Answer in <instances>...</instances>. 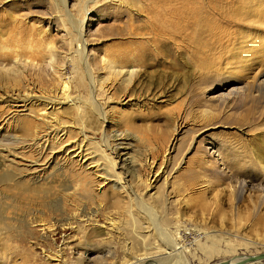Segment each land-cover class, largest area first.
<instances>
[{"label": "rangeland", "instance_id": "obj_1", "mask_svg": "<svg viewBox=\"0 0 264 264\" xmlns=\"http://www.w3.org/2000/svg\"><path fill=\"white\" fill-rule=\"evenodd\" d=\"M56 1L0 0V60L17 50L38 60L20 42L43 46L50 41L60 47L58 15L59 23H66L75 37L66 9ZM66 1L72 16L84 20L89 54L98 60H127L140 68L133 85L112 88L111 100L97 96L106 123L87 106L88 140L101 149V140L108 135L109 146L125 148L126 158L134 156L139 162L145 156L147 162L162 164V170L156 178L149 176L154 180L149 184L147 168H139L138 181L147 189L137 186V178L121 173L127 194L119 196L117 188L112 191L104 185L102 196L79 203L80 211L64 209V199L59 200L60 208L48 209L51 205L41 204L27 175L0 183V264H128L144 253L162 262L170 256L154 248H170L172 240L182 246L187 264H210L264 251V33L245 30L249 40H238L244 44L231 39L242 27L256 24V19L243 18L248 21L240 23L234 18L236 10L245 9L251 0L193 1L195 6L211 2L209 10L214 11L208 10L207 20L209 27H215L209 32L216 36L212 40L210 34L196 35L189 24L178 20L174 27L164 25L173 19L158 9L162 5L180 8L179 0H92L86 15L83 6L89 0ZM223 32L227 37L220 36ZM79 44L72 43L63 73L86 101V87L76 73L79 62L74 52ZM7 86L0 83V143L5 145L12 137L30 140L22 130L24 120L39 122L16 115L4 104L12 92ZM198 128L200 134L195 133ZM121 138H127L124 147H117ZM18 150L16 155L22 153L14 159L31 156L28 150ZM16 162L19 168L22 161ZM5 174L0 172V177ZM55 174L51 170L43 176L58 188L66 177ZM136 196L142 197L143 205ZM131 199L139 229L127 224L125 209ZM39 220L51 229L41 232ZM159 220L166 223L161 225ZM248 264H264V259Z\"/></svg>", "mask_w": 264, "mask_h": 264}, {"label": "bare ground", "instance_id": "obj_2", "mask_svg": "<svg viewBox=\"0 0 264 264\" xmlns=\"http://www.w3.org/2000/svg\"><path fill=\"white\" fill-rule=\"evenodd\" d=\"M59 1V3L57 1L56 3L57 5H61L66 9V12L64 11L65 17L67 18V22L71 26V29L74 30L75 37H72L69 34L68 29L65 27L66 23H59L61 16L58 15V23H56L58 25H56V28H60V47L58 46L57 48L53 46L50 41L45 43L43 46L37 44H35L34 46L30 44L24 46L20 42V46H22L23 49L28 50L31 55H38V60H35L34 58L29 59L30 57L28 58L23 55V53H21L22 50L20 52L19 50L13 51L12 53H10L11 55L9 57L5 55L4 57H6L7 60H0V83L3 82L4 84H7L12 90V92L5 98L4 104L14 109L16 115H22L21 117L24 118L27 117L25 119L31 117L40 122L32 124V122H30L31 119H29L30 121H25L23 118L24 123L22 124V130H25V132L30 135V140L25 141L22 139L20 141L15 137L14 139H12V137L10 142L7 140L9 143H7L6 145L4 143H0V172L7 173L0 177V183H5L10 180L12 181L13 178L18 179L20 177L22 179L24 178V175H27L29 177L27 178L29 182L31 181L32 184L35 185L33 186L35 187L34 192L38 199L42 202L41 204H46V206L47 204H50L51 206L50 208L48 207V209L54 210V207L60 206L59 200L64 199L66 200V203H64V209L72 211L75 209L79 210V203H81L84 199H91V197L96 198L102 196L103 194L101 193L100 189L104 185H109L110 187H108L112 191L113 187H115V189L117 188L118 191H115L118 192V195L120 192H123V194H127V185L123 181L124 178L121 179V173H124L126 176H130L132 178H137V186L147 189V184L142 181H138L140 180L137 177L139 168L143 166L147 168L148 179L145 182L151 184L154 182V180L152 182L150 178H152L153 175L155 176V178L157 177L159 171L162 170V164H157L155 160L147 162V158H145V156L142 157V160L139 162L134 156L133 158H126V154H122L125 151V148H122L123 150H118L113 149V147L109 146L106 140V137L108 135H105L104 138L102 137L103 140H101V149H95L92 147L93 143L90 139L88 140V136L84 132L85 119L89 117L87 106L91 108V112L95 113V115L93 114V116L97 117L100 121H102V123H104L105 121L107 122L106 111H104L103 106H101V104L99 103L97 96L102 94L104 96H107V99L111 100L112 98H110L109 95L115 87L124 86L127 88L135 83L134 81L138 77V71L140 68L132 63L130 64L127 60H108L106 58L104 59V57H102L103 59L101 58L98 60L96 57L89 54V52H87L88 42L86 41V35L84 32V20H78L72 16L70 10L66 8V0ZM90 1L92 0L87 1V3H85L83 6L85 15L89 12L88 3ZM169 1L170 0H168V2ZM193 1L194 0H179V4L177 7L180 6V8H176L174 10H172L173 7H171V9L163 8L162 5V7L158 10L164 11V16H166L167 14L168 18L173 19L172 23L164 22V25L166 27H174L176 21L178 20L180 23H182V25L189 24L190 28H193L196 31V35L203 36V34L205 35V33L210 34L213 29H215V27L212 29V27L208 26L207 20L209 18L208 13L210 12H208V10L211 8V6H209L211 5V2L206 3V5H204V3L202 6L198 5V7L195 6L197 5V3L194 4ZM248 9H250V11H247ZM160 14L162 15V13ZM218 14L220 13L218 12ZM220 15L222 16V14ZM234 18L237 20V22L242 21L243 18H248L249 20L251 18L252 20L256 19V24L254 23L255 20L253 22L255 24L254 26H251L250 28L239 27L242 30L237 29L238 31H236L234 34L232 33L233 35L231 36V39H234L235 42L241 43L239 41L244 42L249 40L248 35L250 34L247 35L246 32L248 31L245 32V30L248 29L259 32V36H261V34L264 33V0L248 1V5H246L245 9L238 8L236 10ZM221 35L227 37L225 32L220 34V36ZM214 36L215 35L210 34V39L212 40ZM262 38L264 39L263 35ZM221 39L223 38H220V40ZM214 40L216 41V38ZM74 41L80 43L78 51H75L74 54L77 55V61L79 62V68H76L79 70V72L76 71L77 76L80 75V82L84 87H86L87 90L88 98L86 101L80 95V89L77 87V85H74V82L70 78H66L65 74L63 73L65 64L72 56V54L70 53V47ZM235 48L236 47H234L233 49ZM79 77H76L75 81H79ZM104 103L106 104V102ZM112 109L113 107L110 110L112 111ZM201 130L202 128H198L195 133H199ZM116 137L121 136L115 135L113 138ZM126 139L121 138L120 143L115 145L117 147H124V144L122 143ZM115 145L114 147H116ZM18 149L23 150V152L28 150L29 152H31L29 153L31 156L29 155L30 157L28 158L24 157L26 159H14V157H17L19 153H22ZM16 150L20 151L19 153H17V155L15 153ZM27 152L25 153L27 154ZM111 155H113V157H111ZM16 160L22 161V164L20 162L21 166H19V168V162L17 161V165ZM258 164L260 169H262V165L264 164ZM253 166L254 164L251 163L250 167ZM7 168H9L10 170L5 171ZM117 168H119L120 172L116 171ZM51 170H54V173H56L55 175L66 177V181H61V184L58 185V188H54V185L52 186L50 184L51 182L48 180L49 178L47 179L46 177H44L46 176L45 174H50ZM262 170H264V166ZM14 174L16 175L13 176ZM150 175L152 176L149 178ZM19 181H16V184L22 185V183L24 182ZM45 185L48 186L45 187ZM141 198L142 197H138L137 199L136 196L135 199L137 201L140 200L138 201L139 204L143 205V201ZM130 201L131 204L128 205L125 209L126 216L128 217L127 224L139 229V227H137V224H139L137 219L139 218L137 215L134 216L133 211L131 210L132 202L135 201L134 199H131ZM74 213L75 215L77 214V212H73V214ZM72 218H74V220L76 219L74 215H72ZM165 223L166 220H159V224L163 225ZM67 225L70 226V223L66 224V226ZM37 226L39 227L41 232H46L51 229L50 226H48L44 221L41 220L38 221ZM165 240L167 241V239ZM168 243L169 241L166 244L167 246ZM169 244L170 246L168 247L170 248L167 249H165L166 247L163 249L161 247L154 248L156 251H163L165 252V254H168L170 256L168 259H165L162 262H156L154 259H151V257L149 256L150 253H144L143 257L137 258L135 261L129 262L128 264H138L145 260L152 261L155 264H187L182 246H179V244L173 242V240L170 241ZM237 258L238 257L235 256L231 258V260H236ZM256 262L257 261L250 263Z\"/></svg>", "mask_w": 264, "mask_h": 264}, {"label": "water", "instance_id": "obj_3", "mask_svg": "<svg viewBox=\"0 0 264 264\" xmlns=\"http://www.w3.org/2000/svg\"><path fill=\"white\" fill-rule=\"evenodd\" d=\"M237 257L238 258L236 260H231L228 258V259L212 262L210 264H248L250 262L264 259V251L253 254L238 255ZM138 264H155V263L149 260H145Z\"/></svg>", "mask_w": 264, "mask_h": 264}]
</instances>
